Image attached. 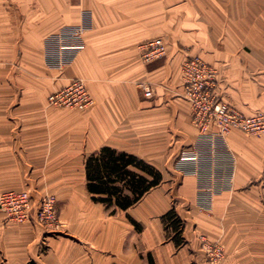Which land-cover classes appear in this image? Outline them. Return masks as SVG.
Returning a JSON list of instances; mask_svg holds the SVG:
<instances>
[{
  "label": "crops",
  "instance_id": "0c3cea01",
  "mask_svg": "<svg viewBox=\"0 0 264 264\" xmlns=\"http://www.w3.org/2000/svg\"><path fill=\"white\" fill-rule=\"evenodd\" d=\"M79 27L75 54L52 42ZM159 38L167 57L143 64L141 46ZM188 56L218 71L224 103L264 114V0H0V194L28 191L35 211L54 196L62 225L0 211V264H212L201 237L224 249L219 264H264V135L201 138L183 99ZM76 79L93 105L50 106ZM104 148L161 183L126 211L95 203L86 163ZM171 210L179 248L162 222Z\"/></svg>",
  "mask_w": 264,
  "mask_h": 264
},
{
  "label": "built area",
  "instance_id": "2783aa9c",
  "mask_svg": "<svg viewBox=\"0 0 264 264\" xmlns=\"http://www.w3.org/2000/svg\"><path fill=\"white\" fill-rule=\"evenodd\" d=\"M85 31L83 27L66 29L52 42L73 55L81 47ZM140 50L141 61L147 65L168 55L167 43L162 38L145 43ZM183 63L181 69L183 99L190 106L191 121L202 139L210 137L213 129L217 136L223 139L234 131L246 135H264V114L247 118L221 100L218 91V71L215 68L199 56H188ZM139 89L145 98L154 96L150 84H139ZM48 103L57 109L87 110L93 104V100L88 94L85 82L76 79L69 86L51 94ZM56 204V198L48 195L41 200L39 208L35 211L33 197L28 191H9L0 194V211L9 222L31 223L35 216L38 224L46 230L62 226ZM201 242L210 263L223 262L225 251L219 244L212 243L206 237H201Z\"/></svg>",
  "mask_w": 264,
  "mask_h": 264
},
{
  "label": "trees",
  "instance_id": "16d2710c",
  "mask_svg": "<svg viewBox=\"0 0 264 264\" xmlns=\"http://www.w3.org/2000/svg\"><path fill=\"white\" fill-rule=\"evenodd\" d=\"M86 166L88 192L94 195L92 200L107 205L108 208L115 207L126 211L162 181L161 175L151 165H146L134 156L118 154L109 148H104L101 153L91 156ZM130 167L137 168L150 179L131 172ZM116 213L117 211H114L112 214ZM162 222L177 247L184 246L186 244L182 236L184 223L175 210L165 214ZM150 264H153V261L150 260Z\"/></svg>",
  "mask_w": 264,
  "mask_h": 264
},
{
  "label": "rangeland",
  "instance_id": "374dc122",
  "mask_svg": "<svg viewBox=\"0 0 264 264\" xmlns=\"http://www.w3.org/2000/svg\"><path fill=\"white\" fill-rule=\"evenodd\" d=\"M93 105V104H92Z\"/></svg>",
  "mask_w": 264,
  "mask_h": 264
}]
</instances>
